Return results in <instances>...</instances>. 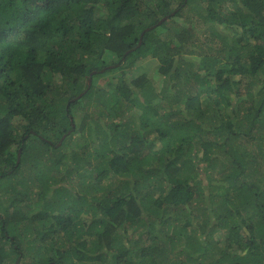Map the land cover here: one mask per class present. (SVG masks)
Returning <instances> with one entry per match:
<instances>
[{"label":"trees","instance_id":"1","mask_svg":"<svg viewBox=\"0 0 264 264\" xmlns=\"http://www.w3.org/2000/svg\"><path fill=\"white\" fill-rule=\"evenodd\" d=\"M0 264H264V0H0Z\"/></svg>","mask_w":264,"mask_h":264},{"label":"rangeland","instance_id":"2","mask_svg":"<svg viewBox=\"0 0 264 264\" xmlns=\"http://www.w3.org/2000/svg\"><path fill=\"white\" fill-rule=\"evenodd\" d=\"M182 21V17H179V23ZM181 24V23H180ZM155 29V28H154ZM161 33H164V32H161ZM195 65H196V67H198L199 68V63H197V62H195ZM129 69H131V68H129ZM129 69H127V71L129 72ZM132 70V72H133V69H131ZM114 75H104V77H102V78H99V79H97V80H95V85L97 84H101V86H103V87H105L106 89H108L109 88V83H110V80L111 79H114L115 77L114 76H118V71H116V72H114L113 73ZM164 82V81H163ZM170 85V82L169 81H166V83L164 82V86L163 87H165V85ZM161 85V84H160ZM160 85L158 86V88L160 87ZM166 88V87H165ZM60 145L58 144V147H59ZM65 148H68V146L66 145V147ZM72 149V147H70V148H68L67 149V151H69V150H71ZM65 150V149H64ZM204 169H205V166H204ZM83 171V170H82ZM84 172V171H83ZM220 233H221V231L220 232H216L215 230H210V234L212 235V236H214L215 238H218L219 236H220Z\"/></svg>","mask_w":264,"mask_h":264},{"label":"water","instance_id":"3","mask_svg":"<svg viewBox=\"0 0 264 264\" xmlns=\"http://www.w3.org/2000/svg\"><path fill=\"white\" fill-rule=\"evenodd\" d=\"M162 20H164V19H162ZM161 23V21L158 23V25ZM156 27V25L155 26H152L151 28H149V29H146V31H149V30H151V29H154ZM90 79H88V86L90 85Z\"/></svg>","mask_w":264,"mask_h":264},{"label":"clouds","instance_id":"4","mask_svg":"<svg viewBox=\"0 0 264 264\" xmlns=\"http://www.w3.org/2000/svg\"><path fill=\"white\" fill-rule=\"evenodd\" d=\"M59 145H60V143H59ZM58 147V146H57Z\"/></svg>","mask_w":264,"mask_h":264}]
</instances>
